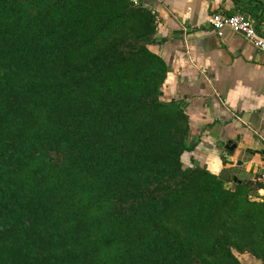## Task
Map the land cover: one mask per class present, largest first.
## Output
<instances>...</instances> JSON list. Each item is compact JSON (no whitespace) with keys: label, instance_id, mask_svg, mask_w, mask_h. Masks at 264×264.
I'll use <instances>...</instances> for the list:
<instances>
[{"label":"trees","instance_id":"obj_1","mask_svg":"<svg viewBox=\"0 0 264 264\" xmlns=\"http://www.w3.org/2000/svg\"><path fill=\"white\" fill-rule=\"evenodd\" d=\"M154 34L137 0H0V264L264 263L261 184L184 164Z\"/></svg>","mask_w":264,"mask_h":264},{"label":"crops","instance_id":"obj_2","mask_svg":"<svg viewBox=\"0 0 264 264\" xmlns=\"http://www.w3.org/2000/svg\"><path fill=\"white\" fill-rule=\"evenodd\" d=\"M137 1L156 9L150 49L168 66L161 99L184 110L188 142L197 144L184 164L261 184L252 195L264 202V52L237 33L216 36L207 23L213 12H245L264 36V0ZM235 255L241 264H264L249 253Z\"/></svg>","mask_w":264,"mask_h":264},{"label":"built area","instance_id":"obj_3","mask_svg":"<svg viewBox=\"0 0 264 264\" xmlns=\"http://www.w3.org/2000/svg\"><path fill=\"white\" fill-rule=\"evenodd\" d=\"M147 7L156 17V9L151 5ZM207 23L212 27L216 36L221 37L226 31L234 32L241 35L256 50L264 52V36L256 31L253 20L247 13L223 14L217 11L208 16ZM182 30L185 33L187 27L182 26ZM262 177H264V174Z\"/></svg>","mask_w":264,"mask_h":264},{"label":"rangeland","instance_id":"obj_4","mask_svg":"<svg viewBox=\"0 0 264 264\" xmlns=\"http://www.w3.org/2000/svg\"><path fill=\"white\" fill-rule=\"evenodd\" d=\"M226 186H230L232 188V182L230 181H226L225 182ZM233 254H238V253H242V252H238L237 250L233 249L232 250Z\"/></svg>","mask_w":264,"mask_h":264},{"label":"water","instance_id":"obj_5","mask_svg":"<svg viewBox=\"0 0 264 264\" xmlns=\"http://www.w3.org/2000/svg\"><path fill=\"white\" fill-rule=\"evenodd\" d=\"M227 149H233L234 147H235V145L234 144H232L231 146H229L228 144L225 146ZM260 264H261V262H259Z\"/></svg>","mask_w":264,"mask_h":264}]
</instances>
